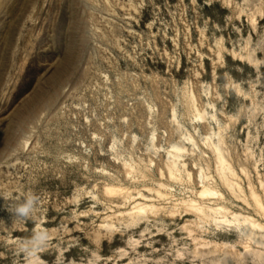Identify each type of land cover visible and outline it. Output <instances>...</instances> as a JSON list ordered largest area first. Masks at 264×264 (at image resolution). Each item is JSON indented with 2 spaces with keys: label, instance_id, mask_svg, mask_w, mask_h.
I'll return each instance as SVG.
<instances>
[{
  "label": "rangeland",
  "instance_id": "obj_1",
  "mask_svg": "<svg viewBox=\"0 0 264 264\" xmlns=\"http://www.w3.org/2000/svg\"><path fill=\"white\" fill-rule=\"evenodd\" d=\"M192 201L264 225V0H0V264H253Z\"/></svg>",
  "mask_w": 264,
  "mask_h": 264
},
{
  "label": "bare ground",
  "instance_id": "obj_2",
  "mask_svg": "<svg viewBox=\"0 0 264 264\" xmlns=\"http://www.w3.org/2000/svg\"><path fill=\"white\" fill-rule=\"evenodd\" d=\"M252 66L254 65L252 64ZM218 157L220 159L221 164H223L224 160L220 152L218 153ZM174 159L170 161L169 165V173L171 178H177V170L175 168L177 161ZM160 186L161 188L155 191L156 195L163 200L170 199L171 193L163 190L167 188L165 184H161ZM199 196L203 199H206L207 197L214 196V192L209 188L205 187L199 193ZM206 209L207 208L204 205L202 206L200 204H197L195 201H192L188 204V207L182 213V219H184L186 216L196 214V216H198L201 220L204 218H211V221H214V223L218 227H233L234 230L238 233L239 237L242 239V242L244 241V243L246 244L247 251H250L249 253L250 255H252L253 258L252 263L264 264V225L258 223L256 220L248 216H245L241 221H232L228 218V212L222 206H210L208 207V211ZM235 217L238 218L237 216Z\"/></svg>",
  "mask_w": 264,
  "mask_h": 264
},
{
  "label": "clouds",
  "instance_id": "obj_3",
  "mask_svg": "<svg viewBox=\"0 0 264 264\" xmlns=\"http://www.w3.org/2000/svg\"><path fill=\"white\" fill-rule=\"evenodd\" d=\"M39 203V198L33 193L26 194L22 200L6 204V209L12 214L13 222L32 220ZM2 222V221H0ZM49 235L46 229H35L32 235L19 246L18 254L26 259L27 264H36L41 251L46 247Z\"/></svg>",
  "mask_w": 264,
  "mask_h": 264
}]
</instances>
